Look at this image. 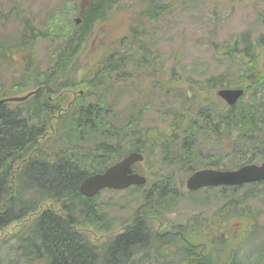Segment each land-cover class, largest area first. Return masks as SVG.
I'll list each match as a JSON object with an SVG mask.
<instances>
[{
	"label": "trees",
	"instance_id": "1",
	"mask_svg": "<svg viewBox=\"0 0 264 264\" xmlns=\"http://www.w3.org/2000/svg\"><path fill=\"white\" fill-rule=\"evenodd\" d=\"M117 1L92 0L81 12L77 28L73 27L72 18L66 19L65 24L60 22L61 16L76 14L77 0L71 6L63 2L48 8L44 17L29 12V7L10 10V16L0 18V29L9 19L23 26L16 33L0 35V64L8 66L7 57L15 61L12 49H25V54L17 58L19 63L24 59V69L7 87L0 82V99L38 88L25 101L0 102V226L31 218L30 230L18 229L12 236L16 235L22 250L30 248V253H37L46 264H142L148 256H142L146 250L149 255L155 254L148 264H262L264 241L256 238L258 230L252 237L244 238V246L230 242L231 252L225 251L224 255L222 242H214L215 249L211 251L200 249L188 237L186 226L166 217L180 198L173 170L189 171L210 163L209 166H218L221 159L226 168H236L256 163L264 156V98L256 95L264 85V70L255 67L260 59L255 44L248 33L226 44L227 56L238 59L241 69L233 78L211 77L207 81L211 89L218 85L245 87L244 96L233 106H224L225 110L220 111L217 106L221 101L206 99L193 121L184 124L183 116L174 118L167 141L155 140L152 134L143 142L140 138H146L147 132L139 122L149 109L147 101L140 108L134 104L125 106L122 113L116 114L115 123L109 116L110 109L104 110L108 102L119 101L118 90L114 93L112 88L115 84H128L131 76L128 65L140 67L143 58L133 57L131 51L124 55L110 48L105 61L79 82L74 81L75 71L70 68L93 25ZM162 6L153 4L147 9L150 21L169 7ZM39 16L42 36L52 44L58 42L50 49L49 73L32 71L33 43L27 30ZM259 21L264 28V12ZM136 25L122 38L124 49L138 40ZM256 46L264 51V32ZM79 87L84 89L83 94L76 93ZM87 89H91L94 98L91 104L82 103ZM247 90L251 94L247 95ZM198 133L218 139L222 136L229 139L234 134L236 143L222 154L218 149L220 154L213 156V152L198 148ZM130 149L139 152L145 149L149 178L142 186L129 190L133 204L128 215L118 211L116 203L111 206L112 197H107L104 203L84 200L79 183ZM155 155L159 160H151ZM237 188L224 189L221 212H237L253 220L258 208L257 193ZM109 208L112 213L108 216ZM217 230L221 232V227ZM93 236L102 241L100 246L93 244Z\"/></svg>",
	"mask_w": 264,
	"mask_h": 264
},
{
	"label": "rangeland",
	"instance_id": "2",
	"mask_svg": "<svg viewBox=\"0 0 264 264\" xmlns=\"http://www.w3.org/2000/svg\"><path fill=\"white\" fill-rule=\"evenodd\" d=\"M63 2L71 6L76 3V0H0V18L10 16V10L16 12L15 9L29 7H31L28 9L29 12L41 14L40 16L44 17L48 8L54 5L59 6ZM153 4L163 5L162 7L169 5V7H165L156 19L149 21L146 12ZM262 12H264V0H118L105 17L93 25L76 59H73L70 68L75 71L74 81L86 80L95 66L105 61L110 48L124 55L131 51L134 53L133 57L143 58V65L140 67L131 63L128 65L127 70L131 75L127 80L128 84L123 83L121 86L115 84L112 88L114 93L118 90L119 101L112 103L114 106L108 102L104 110L110 109L109 116L115 123L116 114L122 113L125 106L134 104L140 108L141 104L147 101L146 109L148 106L149 109L145 111L139 122L142 129L146 128L147 137L140 138V141L147 142L148 136L152 134L155 140L167 141L174 118L183 116L184 124L189 120L193 121L198 108L206 102V99H210L209 102L215 99L214 91L207 82L211 77H223L227 80L233 78L241 69L238 59L227 56L224 50L226 44L239 39L242 33H248L260 55L256 67L264 70V51L256 46L264 30L259 21V15ZM40 16L34 19L27 30L28 36L40 35L32 44L33 51L30 54L34 67L32 71L49 73L50 49L57 46L58 42L55 40L52 44L45 36H42L43 26L38 22ZM73 16L70 14L61 16L60 22L65 24V20ZM1 22L0 19V25ZM133 25H136L138 40L130 45L131 48L124 49L121 46L122 38L130 34V27ZM22 27L18 21L9 19L6 26L0 29V35L2 37L5 34L16 33ZM24 50L23 48L12 49L13 60L16 62L12 61V57H7L8 66L0 64V82L5 87L24 69V59L20 63L17 61ZM90 93L91 89H87L82 103L94 102ZM256 95L264 98V85ZM217 110H225L221 102ZM235 143L234 134L229 139L226 136L218 139L207 134H197L198 148L213 152V156L216 155L215 153H220L218 149H231ZM151 160L159 159L155 155ZM148 161L138 164L136 168L144 172ZM174 174L177 178L183 177L180 171L175 170ZM106 194L113 195L110 201L113 200L114 204L111 206L117 202V210L122 211L124 216L128 215L133 204L129 193L126 191L103 193L99 203L106 202L107 196H104ZM213 194L214 191L198 193V204H202L201 197L208 195L211 200ZM195 198L196 196L188 197L187 194L184 203L178 204L174 209L175 212L166 217H170V220L176 217L179 221L186 219L187 225L193 228L189 220L194 212L204 211L209 214L214 210L213 203L205 208L190 206ZM107 212L111 214V208L107 209ZM171 216L174 217L171 218ZM31 223V220H23L20 225L10 223L6 229L11 231L13 227L12 231L20 228L28 231ZM258 223L264 225V214L258 219ZM235 234L236 245L244 246L243 228L238 227ZM9 235L11 234L6 232V235L0 238V264H46L31 254L30 248L26 247V250H22L18 241ZM31 238L34 239V235ZM151 254L149 255L147 250L143 252L142 256H148L142 264H148L154 259L155 254ZM1 257L4 263L1 262Z\"/></svg>",
	"mask_w": 264,
	"mask_h": 264
},
{
	"label": "water",
	"instance_id": "3",
	"mask_svg": "<svg viewBox=\"0 0 264 264\" xmlns=\"http://www.w3.org/2000/svg\"><path fill=\"white\" fill-rule=\"evenodd\" d=\"M85 1V0H82ZM84 8L80 5V11ZM81 21L80 16L74 18L75 25ZM36 90L29 91L24 95L10 96L0 99L5 101H24L28 99ZM220 96L227 104L232 105L243 94L241 88H221L217 90ZM142 156L138 152H130L122 160L109 166L101 173L92 174L86 177L80 184L79 190L84 195H93L97 190L103 187L125 188L132 184H141L145 181L144 177L137 173H131V164L141 160ZM264 179V161L260 165H245L233 171L201 170L193 173L187 180L186 186L193 190L200 186L212 184H241L249 181Z\"/></svg>",
	"mask_w": 264,
	"mask_h": 264
},
{
	"label": "flooded vegetation",
	"instance_id": "4",
	"mask_svg": "<svg viewBox=\"0 0 264 264\" xmlns=\"http://www.w3.org/2000/svg\"><path fill=\"white\" fill-rule=\"evenodd\" d=\"M55 72V73H54ZM56 68H54V70L52 71V74L55 76L56 75ZM9 181V180H8ZM80 184V183H79ZM81 197L84 199V200H88V201H91V200H94L95 202H100V200H101V198H102V196H101V194H95V195H93V196H85V195H82L81 194ZM79 205V204H78ZM0 220H1V218H0ZM0 230H2L1 231V233H2V235H5V233H6V227L5 226H0ZM93 239H94V241H93V244H99V246L101 245V243H100V241H99V238H97V237H95V236H93Z\"/></svg>",
	"mask_w": 264,
	"mask_h": 264
}]
</instances>
